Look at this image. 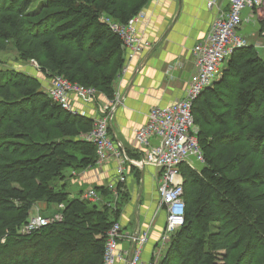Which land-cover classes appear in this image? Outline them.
<instances>
[{
	"label": "trees",
	"instance_id": "16d2710c",
	"mask_svg": "<svg viewBox=\"0 0 264 264\" xmlns=\"http://www.w3.org/2000/svg\"><path fill=\"white\" fill-rule=\"evenodd\" d=\"M3 2L0 47L9 41L49 77L112 98L124 56L106 19L128 23L149 0H10L2 9ZM192 114L202 167L178 165L184 223L150 263L252 264L261 248L264 264V60L253 45L233 52L221 76L193 100ZM91 129L88 115L62 108L37 78L0 70V264H104L107 231L128 193L119 184L115 205L98 206L82 189L67 190L75 173L97 162L96 144L85 139ZM94 189L113 196L105 185ZM38 202L43 215L62 204L55 211L61 220L19 233ZM164 230L165 223L160 242Z\"/></svg>",
	"mask_w": 264,
	"mask_h": 264
},
{
	"label": "built area",
	"instance_id": "2783aa9c",
	"mask_svg": "<svg viewBox=\"0 0 264 264\" xmlns=\"http://www.w3.org/2000/svg\"><path fill=\"white\" fill-rule=\"evenodd\" d=\"M215 0H208L207 5L212 7ZM264 0H229V11H220L214 17L209 30L203 39L194 44L191 53L193 56V70L189 76L185 92L182 97L166 106H154L149 109L147 121L134 131V139L138 146L144 148L138 157H131L121 143L114 142L110 137V127L113 112L121 102L119 93H114L112 98L102 96L94 87L79 83H72L62 75L51 76L48 86L45 88L49 97L62 108L87 115L85 111L75 106L77 103L90 105L92 129L85 135V139L93 141L97 149L98 165L109 158L116 160L117 182L108 183L107 186L114 198L118 196V185H123L129 166L141 169L145 165H151L158 169L160 184L159 207L166 211L165 230L161 236V243L169 239L178 227L184 223L183 177L178 165L186 162L192 168L191 159L203 162L202 151L198 145L197 128L192 114V103L200 92L211 85L221 75L220 65L227 63L233 52L247 45L246 39L239 33L244 20L243 11L248 9L257 12L261 24V35L264 39ZM140 10L128 23L122 24L109 20L110 27L121 38V48L124 56V65L121 72L125 71V61L131 59L137 52L148 46V42L142 39L137 32L135 23L143 18ZM119 73V75L121 74ZM118 75V76H119ZM117 76V77H118ZM156 142L154 143V141ZM83 198L99 200L101 196L93 188H87L83 192ZM58 207H63L60 204ZM31 213L28 221L19 229V233L29 234L60 221L61 213L52 217L43 215L38 209ZM140 233V234H139ZM139 236L137 237V235ZM147 230L134 233H124L121 225L116 221L107 231V239L104 248V264H114L124 261V251L119 248V239L126 238L132 243L131 251L127 256L126 264H144L141 260V252L148 238ZM151 264V263H149Z\"/></svg>",
	"mask_w": 264,
	"mask_h": 264
},
{
	"label": "crops",
	"instance_id": "0c3cea01",
	"mask_svg": "<svg viewBox=\"0 0 264 264\" xmlns=\"http://www.w3.org/2000/svg\"><path fill=\"white\" fill-rule=\"evenodd\" d=\"M207 2L208 0H149L142 9L144 16L135 23V27L142 39L149 44L125 61V71L116 78L115 93H119L122 99L113 112L110 127V137L114 142L121 143L124 148L139 155L144 147L138 146L133 134L137 127L147 121L149 109L169 105L183 96L193 70L192 47L206 36L211 22L220 11H229V0H215L212 7ZM243 16L245 21L239 33L246 39L247 45H253L264 60V39L258 15L246 9ZM48 84L49 81L43 86L46 88ZM75 106L87 115H92L90 105L77 103ZM115 168L116 160L111 157L99 164L97 171L91 167L75 173V181L71 183L80 186L79 190L83 191L90 185L116 183L118 173ZM131 171L134 170L127 171L123 185L128 199L121 206L116 221L124 233L148 231L149 239L143 246L141 260L150 262V257L161 246L159 237L166 220V211L158 203V169L151 165L143 166L138 169V181L136 178L134 180V173ZM131 180L133 182L130 183ZM116 199L118 196L113 197L112 205H115ZM90 201L98 203V206L109 203L102 196L99 200ZM44 207L43 202L35 204V209ZM131 246L132 243L126 238L119 239L120 250L128 252V255ZM159 253L160 250L157 256ZM122 263L123 261H117L114 264Z\"/></svg>",
	"mask_w": 264,
	"mask_h": 264
},
{
	"label": "rangeland",
	"instance_id": "374dc122",
	"mask_svg": "<svg viewBox=\"0 0 264 264\" xmlns=\"http://www.w3.org/2000/svg\"><path fill=\"white\" fill-rule=\"evenodd\" d=\"M5 1H6L5 3L4 2L2 3L3 4L2 9H5L6 6H4V5H7V7L10 5V0H5ZM36 6H37V3L35 5V7ZM45 9L46 10L42 9L41 13H46L45 16L48 18L49 17L48 15L51 13V11L49 8H45ZM261 9H264V6L261 7L260 10ZM45 23H46V21H45ZM225 68H226V63H223L222 65H220V67H219L220 75L222 74V72ZM10 69L23 71L24 73H26L32 77L37 78L40 81L42 87L51 78L48 76V73L42 71L40 65L37 63L35 58L23 59L20 56L19 52L17 51L16 47L11 42L4 41V44L1 45V47H0V70H10ZM228 98H229V96H228ZM196 128H197V126H196ZM197 131H198V128H197ZM109 134H110V132H109ZM191 162H192L193 167L196 169H200L202 167V162H199L196 159H191ZM158 177L160 178V176H158ZM135 178H136V181H138L139 173L138 174L135 173L134 180H135ZM131 182H133V180H131L130 183ZM159 184H160V182H159ZM82 187L84 188L83 185H82ZM79 188H80V186L70 184L67 187V190H71L72 194H76L77 190H79ZM87 188H93L94 189V185H90L88 187H85L84 189H87ZM106 199L108 200V202L113 204V197L112 196H109ZM159 202L160 201L158 198V203ZM96 204H98V203H96ZM34 207H35V205H34ZM57 209H58L57 206L51 205L49 207L47 206V209H42V211L46 212L48 215H50V217H52ZM163 209L165 210L164 207H163ZM34 210H35V208L31 211V213L35 212ZM39 212H41V211L39 210ZM164 213H165V211H164ZM127 229H129L131 231V229L129 227H127ZM137 232L138 231L134 232V234H137ZM139 234L137 235V237L139 236ZM148 239H149V235H148L147 241H148ZM167 241L168 240L164 241V243L160 242V244H161V246L159 248L160 253H162L165 250L164 247L166 246ZM158 251H155V254H153L150 258L153 260H157L161 256L160 254H159L160 256L158 255L159 257L157 256ZM261 252H262V250H261V248H259V252L257 253L258 256L254 259L252 264H260L259 258H260ZM124 254H125V259H124L122 264H126V261L128 259L127 258L128 252L124 251ZM60 257H61V255H60ZM143 263L149 264L150 262L144 261ZM235 264H245V262L238 261V262H235Z\"/></svg>",
	"mask_w": 264,
	"mask_h": 264
},
{
	"label": "water",
	"instance_id": "95a60500",
	"mask_svg": "<svg viewBox=\"0 0 264 264\" xmlns=\"http://www.w3.org/2000/svg\"><path fill=\"white\" fill-rule=\"evenodd\" d=\"M179 2H180V0H179ZM133 77H134V75H133ZM118 106V105H117ZM136 235V234H135ZM132 250V249H131Z\"/></svg>",
	"mask_w": 264,
	"mask_h": 264
},
{
	"label": "bare ground",
	"instance_id": "6f19581e",
	"mask_svg": "<svg viewBox=\"0 0 264 264\" xmlns=\"http://www.w3.org/2000/svg\"><path fill=\"white\" fill-rule=\"evenodd\" d=\"M129 170H130V169H129ZM162 209H163V208H162ZM146 242H147V241H146ZM146 242H145V244H146ZM145 244H144V245H145Z\"/></svg>",
	"mask_w": 264,
	"mask_h": 264
}]
</instances>
